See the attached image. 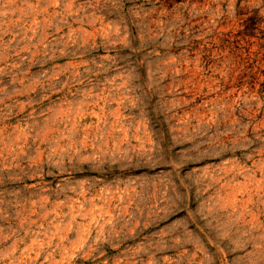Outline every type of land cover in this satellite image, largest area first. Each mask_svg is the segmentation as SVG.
Here are the masks:
<instances>
[{"label": "rangeland", "instance_id": "1", "mask_svg": "<svg viewBox=\"0 0 264 264\" xmlns=\"http://www.w3.org/2000/svg\"><path fill=\"white\" fill-rule=\"evenodd\" d=\"M0 264H264V0H0Z\"/></svg>", "mask_w": 264, "mask_h": 264}]
</instances>
